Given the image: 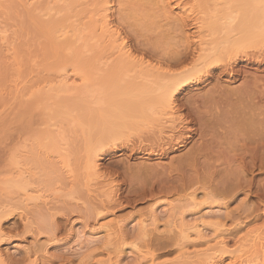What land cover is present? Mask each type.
Wrapping results in <instances>:
<instances>
[{
	"label": "rangeland",
	"instance_id": "obj_1",
	"mask_svg": "<svg viewBox=\"0 0 264 264\" xmlns=\"http://www.w3.org/2000/svg\"><path fill=\"white\" fill-rule=\"evenodd\" d=\"M149 1H108L111 25L120 32L132 54V64L122 66L116 55L104 52V33L99 32V27L91 32L84 25L82 18L89 5L84 4L81 14L76 15L74 10L67 8L65 0H0V216L3 214L0 218V252L5 260L2 264H32V254L35 252L38 256L36 264H229L232 262L231 255L227 259L215 251V240H211L214 227L209 226L211 223L207 224L206 217L204 221L207 226L202 227L205 242L196 240L191 229L187 230L189 233L184 232L186 227L195 224L199 216L209 213L215 217L225 215V225L221 229L231 234L228 237L226 232L224 237L229 242L228 249L239 250V255L236 254L238 260L244 262L253 259L251 252L247 251V240L257 229L264 232V162H259L262 160L254 161L255 168L250 167L253 163L250 165L251 159L245 156L246 159H237L233 163L231 157H228L229 161L224 160L226 152L223 147H220L223 150L218 148L219 154L215 151L218 149H213L215 153L211 150L208 156L206 151L208 158L197 157L195 149L192 150L197 146V135L180 147L175 145L176 150H162L158 146L166 142L167 137L175 136L177 123L170 122L164 114H161L165 116L164 120L160 119L161 116L148 114L145 119L125 117L127 127H120L121 135L114 138V144L112 139H108L96 147L102 150L94 148L92 152L97 153V172L94 174L85 166L87 153L83 139L86 133L82 131L83 134L67 115L64 116L65 113L55 114V110L82 95L81 104L76 105L77 109L72 114L82 117L91 107L96 116L95 124L99 125L97 116L104 107V99L109 91L123 87L128 90L131 82L157 80L159 76L153 78L157 74L156 69L158 73H166L171 68L179 71L181 66H168V53L177 45L190 46L185 51V57L189 58L187 63L193 62L195 58L190 54L191 48H198L199 42L192 35V19L209 16L211 12L217 14L222 6L224 8L225 2H231ZM232 6L242 8V1H232ZM166 16L172 20L177 17L179 26L174 27L173 23V27L168 26L171 20L167 21ZM60 19L64 20V27L61 29L63 34L58 35L67 38L63 40L65 44L68 39L71 44H57L62 37L58 38L59 42L55 41L47 31L50 21ZM46 23L49 25L45 27ZM65 34L67 37L64 38ZM184 36L190 38L186 40ZM209 39H206L207 43ZM263 40L251 43V47L242 51L263 54ZM76 56L78 59L82 57V60L79 59L82 65L75 66L78 69L74 67V62L69 63ZM90 56H95L90 58L95 62L91 67L87 65L91 69L86 73L84 69L87 68L83 65L91 63L86 61ZM138 60L146 65L150 63L149 67L154 68L152 74H148L147 68L140 70ZM239 65L241 74L233 82L221 78L192 86L184 91L182 100L208 96L214 92L211 90L216 85L221 84L223 90H247L248 96L252 94V100L249 98L252 103L250 100L248 102L257 107L255 113L264 111V61L259 65L249 62H240ZM114 74L117 76L111 78ZM252 78L257 79L258 83L251 85ZM248 86L249 91L246 89ZM153 90L150 87V91H134L131 94L147 96ZM236 97L234 95L231 99H241ZM107 109L111 110L112 107ZM157 111L155 115L161 110ZM108 120L102 125H111ZM194 127L197 129V124ZM172 128L176 130H173L174 133ZM96 135L99 137L101 134ZM49 141L55 142L57 148H54L58 153L54 152L56 150L51 148ZM192 153V160H189L188 156ZM217 157L220 159L216 160ZM236 172L241 174H238L239 178ZM236 184H239V188L235 187L233 192L225 195L224 189L233 188ZM192 195L198 200L196 204L201 202V205L192 208ZM207 197L217 200L214 199L213 204L211 199L208 202ZM203 201L208 203L202 205ZM226 214L228 219L225 218ZM142 229L148 234L144 238L140 237ZM180 229L191 236L187 242L184 239L182 242L178 237ZM109 233L110 243L106 241ZM173 236H177V239L172 242L164 240ZM84 239L93 240L94 243L85 245L84 242L80 245ZM236 240L237 244H233ZM78 244L83 248L80 249ZM212 247L215 248L212 250Z\"/></svg>",
	"mask_w": 264,
	"mask_h": 264
},
{
	"label": "bare ground",
	"instance_id": "obj_2",
	"mask_svg": "<svg viewBox=\"0 0 264 264\" xmlns=\"http://www.w3.org/2000/svg\"><path fill=\"white\" fill-rule=\"evenodd\" d=\"M65 1H66L65 3H66L67 8H69L72 11L74 10L76 15H78V13H80V11L83 10L82 6L84 4L89 5L90 8L87 9V11L83 15L84 19L82 17L81 18H82V20H85L84 25L87 26L88 30L90 29L89 31H91L94 28L96 29L98 26L99 30H100L99 32L102 31L104 33V35L102 33V35H103L102 39H105V40H102L103 41L102 48L105 51L104 50L103 51L106 52L107 54L111 53V54L116 55L117 61L122 66H126L127 64H130L131 62H133V60H131L132 54L129 51L128 47L126 46L124 39L121 37L120 32H118L116 28H113V25H111V22L109 20L110 15L108 13H109L110 7H109L108 1H111V0H65ZM118 1H121V0H118ZM122 1H124V0H122ZM126 1H128V0H126ZM140 1H145V0H140ZM146 1H148V0H146ZM153 1H160V3H161V1L164 2L166 0H151V1H149V3L153 2ZM203 1H205V0H203ZM207 1H210V0H207ZM211 1L214 2V0H211ZM215 1H218V0H215ZM222 1H231V2H225L224 8L222 6V9L219 10L217 14H212V12H211V15L206 16V17H204V16L203 17L202 16H199V17L196 16V18L192 17L193 18L192 22L194 25V31L192 32V35L195 36V38L199 42V43H197V44H199L198 45L199 47L197 46L198 48H191L192 50H191L190 54L194 55V58H195L194 60L192 59L193 62L190 61L187 63V59L189 60V58L186 59V57H185V54H186L185 51L190 47L189 45L188 46L177 45L176 47L174 46L175 47L174 50L170 51V53H168L169 60H170V62L168 61L169 62L168 66L169 67L181 66L182 69L179 68V71H174L171 68L172 71L167 70L166 73L165 72L164 73H158L159 70L157 71V69H156V72H157L156 75L157 76L153 75V78L154 77L157 78L158 76L159 77L161 76L162 78L160 79L161 81H159V82H157V80L159 79V77H158L157 80H153V81H145V82L143 81L140 83L131 82L128 90L123 87V88H118L117 91L116 90L115 91H109L107 93L105 99H104V107H103L102 111H99L98 116H97V118L99 119V122H100L99 125L95 124L96 123V118H95L96 116L94 115V113L92 111L93 109H91V107L88 109V111L90 112L89 113L87 111L88 107L86 106L87 113H86V115H84L82 117H76L74 114H72V112L77 109V108L75 109L76 105L79 103L81 104V100H82L81 98L83 97L82 95H80V97L78 95L75 99L74 98L72 99V101L74 100L73 102H71V103L67 102V104L64 105V107L61 106V108H58L57 110H55L56 115L57 114L61 115L62 113L63 114L65 113L64 116L67 115V118L69 117L70 120H72L75 123V125L77 127H79V129H81V132L84 131L86 133V137L83 139V142H85L84 147L86 148L85 150L87 153L86 160H85L86 161L85 166H86L87 170L92 171V173H94V174L97 172L96 171L97 170L96 169L97 168V164H96L97 160L95 161V158H96L95 154H97V153H94L95 151L94 152H92V151L94 150V148L96 150L97 146L101 145L102 142H104L105 140L107 141L108 139L109 140L112 139V143L114 144V142H113L114 138L116 139V137L121 135L120 127H122L126 123V121H124L125 117H129L133 120L140 119V118L145 119L147 117L146 115H148V114H149V116H152L154 114L153 116H155V117L161 116V118H160L161 120H162V118L164 120L165 116L162 117V115L164 114L167 116L166 118H169L170 122L172 120V122L177 123L176 124V130L177 131L174 128H172V131L173 130L176 131L175 136H173L174 135L173 134L171 136L172 138H170V139H168V137H167L166 142H164V143L162 142V145L158 146L162 150L164 148H166V149L173 148L174 150H176L177 147H175V145L180 147V146L184 145L187 142V140H192L193 137L197 135L198 139L195 141L197 143V146L194 144V146H196V147L192 148V150L195 149L196 152L194 151V153L196 154L197 157L203 156L206 159V158H208V157H206V155L208 156V153H210L211 150L223 147L224 151L226 152L223 155L225 157V158L223 157L224 160L226 159L229 161L228 157H231V158H233L232 160L234 163L237 161V159L243 160V158L246 159L245 157H247V158H250L252 161L249 164L251 165V163H253V165L250 167H253L255 165L254 161H256L258 159L262 160L259 162H264V115L262 114V113H264V111L261 110V111H257L258 113L257 112L255 113V110H257V107L255 108L254 105H250V103L248 102V100H250L249 98H251V95H252L251 93H250L251 95L249 94V96H248L247 90H239V91L238 90H236V91L232 90L231 91V90H225V89L223 90V87H221L222 85L218 84V85H216V87H214L215 89L213 88L211 90V92L212 91H214V92L210 93L211 94V95L209 94L210 96L209 95L208 96L205 95L202 97L197 96L196 98L190 97L188 99H185V101H183L182 100L183 98H181V96L183 97L182 94L184 93V91H186L190 87L203 85L207 81L208 82L219 81L221 78H225L226 82L227 81L233 82L241 74V70L239 68V67H241L239 65L240 62H249L251 64L256 63L259 65L264 61V55H263L264 53L262 54V52H260L259 54L258 53L250 54V53H247L245 50L242 51L246 47H251V46H249L251 43L262 42V40L264 39V6L261 5V1L260 0L259 1L258 0H239V1H242V8H233L232 1H238V0H222ZM32 3H33V1H32ZM157 3H159V2H157ZM54 5H52V8ZM119 5L122 6V4H119ZM46 6L48 7V5H46ZM47 7H45V8L47 9ZM214 7H216V6H214ZM40 8H41V6H40ZM45 8H44V10H45ZM49 8H50V6H49ZM49 8H48V10H49ZM61 8H62V6H61ZM37 12H40V11H37ZM19 14H20V12H19ZM207 15H208V13H207ZM166 17H167L166 19L168 21V19L170 17H168V16H166ZM42 19H44V18L42 17ZM169 20H171V25H168V26L173 27V25H172V23H173L174 27H175V25L178 24L177 23L178 22L177 17H176V19L174 18L173 20L172 19H169ZM63 21L64 20H62V19L54 21V22L50 21V25L48 23H46L47 25H45V27L49 25V27L47 28V31L51 36H54L55 39L53 37H50V38H53L55 41H58V42H59L58 38L59 37L61 38L63 36L62 35L63 32H61L62 31L61 29H63V27H64ZM65 23H66V21H65ZM71 23L72 22H70V24ZM179 24L177 26H179ZM39 26H41V25H39ZM74 28H75V26H74ZM174 30H175V28H174ZM174 30L172 29V31H174ZM69 31H71V30H69ZM67 32L68 31H66V33ZM170 32H171V30H170ZM176 32L178 34V31H176ZM179 32L182 34V36L184 35V32L183 33H182V31H179ZM48 33H47V35H48ZM58 33H62V34H60V36H59ZM64 33H65V31H64ZM174 33H175V31H174ZM50 35H48V36H50ZM79 35H81V34H79ZM173 35L175 36V34H173ZM65 37H67L66 34H65L64 38ZM69 38H71V37H69ZM178 38H179V36H178ZM184 38H186V37L184 36ZM188 38H190V37H188ZM188 38H186V40ZM66 39L67 38L63 39V37H62V40L61 39L60 40L62 42L63 40H66ZM100 39L101 38L99 37V40ZM179 39L181 40V38H179ZM182 39H183V37H182ZM206 39L210 40V41H208L209 43H207ZM197 40H196V42H197ZM67 41H69L70 43ZM67 41H66L67 44L64 43L65 41H63L62 43L61 42L57 43V44H63V43L65 45L71 44V41L69 39ZM170 41L171 40H169L168 42H170ZM172 43H173V41H172ZM193 44H196V43L194 42ZM173 45H174V43H173ZM220 45H223V46L220 47ZM257 46H258V44H257ZM65 48H66V46H65ZM65 48H64V50H65ZM170 48H171V46H170ZM238 52H241V53L239 55H237ZM166 54L167 53H165V55ZM83 57L86 58L85 56H83ZM92 57L93 56H90L89 58L86 59V61L87 62L90 61L92 63L93 61H92V59H90ZM81 58L82 57H79L80 60H82ZM79 59L76 56V58H73V59L71 58V60H73V61H69V63L71 62V64H72L74 62L75 63L74 67L77 66L76 64H78L77 67H79L80 64L82 65V63L79 61ZM139 61H142V60H138V62ZM94 62L92 64L90 63L91 65L88 62L87 64H85L83 66L85 68L88 67L87 65H89V67H91L92 65H94ZM186 64H187V66H186ZM134 65H136V64H134ZM83 66H81L80 69ZM149 66H150V63H149V65H146L145 63L139 62L137 67H139L140 70L147 68L145 70L148 71V74H150V73L152 74L154 68H152L153 66H151V67H149ZM197 66H200V67H197ZM94 68H93V70H94ZM76 69H78V68H76ZM83 69L84 68H82V70ZM88 69H91V68H87L86 70L84 69V71H86V73H87ZM151 70H152V72H151ZM89 71H92V70H89ZM90 73H92V72H90ZM90 73H89V75H90ZM145 74H147V73H145ZM148 74L146 75V77H149ZM82 75H83V73H82ZM82 75L80 74V76H82ZM68 76H69V74H68ZM116 76L117 75L114 74L111 78H115ZM73 78H74V76H73ZM113 81H114V79H113ZM255 83H258L257 79L252 78L251 85H255ZM150 87L154 88V90L149 92V94L147 96H143L140 94H131L134 91H137V92L138 91L139 92H145L147 90L150 91ZM224 88H225V86H224ZM246 89H248V91H249V86ZM252 89H254V88H252ZM234 95H236L237 96L236 98H238V99L241 97V99L236 100L234 98L235 99V101H234L233 99H231V97ZM243 96H245V97H243ZM216 97H217V99H216ZM251 100H252V98H251ZM82 103H83V101H82ZM251 103H252V101H251ZM84 105H85V103H84ZM255 105H256V102H255ZM263 105H264V102H263ZM109 106L112 107L111 110L107 109V107H109ZM259 106H262V105H259ZM83 109H85V108L83 107ZM159 109L163 113L160 111L158 113V115H155L158 112L157 110H159ZM245 109H247V111ZM90 110L92 111V113ZM182 111H187V112H182ZM181 113H183V114H181ZM126 114L128 116H126ZM168 116H170V117L174 116V117L170 119V117H168ZM107 119H109L108 121L111 125H109V123H108L109 126L106 127V126L102 125L103 124L102 122L107 121ZM157 119H158V117H157ZM160 119H158V120H160ZM167 121L168 120H165L164 122H167ZM170 122H169V124H170ZM174 123H173V125H175ZM195 124H197V127H196L197 129H195V127H194ZM50 127H52V126H50ZM219 130H222L223 132H220ZM84 132H82V133L84 134ZM97 133H99L101 135L98 137V135H96ZM173 133H174V131H173ZM47 137L48 136H46V138ZM96 137H98V138H96ZM46 138H45V140H46ZM161 140H163V139H161ZM51 141H53V140L51 139ZM51 141H49V145L50 146L52 145L51 148L53 150H56L55 148H57V147L54 144L55 142L53 143ZM159 141L160 140H158V143H160ZM50 142H51V144H50ZM99 148L100 147H98L97 151L102 150V148L101 149H99ZM147 148L150 149V147H147ZM258 148H260L262 150V153ZM62 149H60V150H62ZM220 149H222V148H220ZM148 151H150V150H148ZM206 151H207V154H206ZM215 151L217 152V151H219V149L215 150ZM54 152L58 153L57 150ZM212 152L215 153L214 150ZM220 152H221V150H220ZM194 153L190 154L191 157L188 156L189 160H192V155ZM210 154H209V156H210ZM197 157H195V158L197 159ZM220 157H221V155H220ZM61 158H63V157H61ZM217 158L218 159H216V160L220 159L219 157H217ZM214 159H215V157H214ZM30 160H31V158H30ZM189 160H187V162ZM202 160H204V159H202ZM208 160L210 161V159H208ZM64 161L66 162L67 159ZM248 161H250V160H248ZM254 168H255V166H254ZM229 171H231V170H229ZM224 172L225 171H223V174H224ZM228 174H230V173L228 172ZM232 174L233 173H231V175ZM238 174L239 173L236 172V176L239 178ZM239 175H241V174H239ZM225 176H226V172H225ZM241 179H242V177H241ZM234 180H235V174H234ZM240 181H242V180H240ZM238 186H239V184H236L233 186V188H226V187H225L226 189L223 188L225 190L224 191L225 195H228L230 193V191L233 192L234 190H232V189H235V187H238ZM223 189H221V190H223ZM221 192H223V191H221ZM217 194H220V193H217ZM223 194L224 193H222L221 195H223ZM209 196H211V195H209ZM216 196H218V195H216ZM211 197H213V196H211ZM211 197H210V199H211ZM219 197H221V196H219ZM210 199L208 198V202L210 201ZM214 199H216V198L214 197ZM214 199L213 198L211 199V201H212L211 203H213V204H214ZM190 200H191L190 203L192 205H194V206L191 205L192 208H194L195 206L197 207V205H199V204L201 205V202L196 204V202L198 200L195 197V195H192V198ZM206 201H207V199H206ZM206 201L205 202L203 201L202 205L203 204L206 205L205 203H208ZM215 203H217V202H215ZM223 206H224V209L227 210L226 205L223 204ZM198 208H199V206H198ZM225 210H224V212H225ZM219 211L220 210H218L217 212H219ZM1 212L4 213L3 211H1ZM220 215L221 214L216 215V217H215V215L213 216V214H210V213L201 215V216H199L198 219L195 220V224L193 226H191L190 228H188L189 227L188 226V227H186L187 229L185 228L186 230H184V228H183V230L185 232V231L191 229V232H192L193 236L196 238V240H202L205 242V240H203L204 232L202 231L203 230L202 227H204V226L206 227L207 224L211 223L209 226H211L212 228L214 227L212 229L213 230L212 234H214L213 235L214 237L211 240H215V244L217 246L216 248L212 247V250H213V248H215L216 249L215 251L217 253L219 252L221 255H223L224 258H227L228 256L231 255L230 259H232L231 260L232 262H230L229 264H264V232L261 229H257L256 231L253 232V234H251V236L249 237V240L246 239L248 241L247 251L251 252L250 254L253 255V259L251 258V260L250 259L245 260L244 262L240 261V260H238L239 250L234 249L231 251L230 250L231 248L228 249V243L229 242L227 240V237L226 236H225L226 238L224 237L227 230L223 231L221 229V228H224V225H225L223 223L225 221V219H224L225 215L224 214H223L224 216L221 215L222 217H220ZM226 215L227 216L225 218L228 217V214H226ZM1 217H3V214L0 216V218ZM204 217H206L205 218L206 220L204 219ZM213 217H215V218H213ZM207 219H208V221H207ZM204 220L207 221V224ZM211 220L213 222H211ZM37 221H39V220L37 219ZM152 222H153V220H152ZM170 222H172V221H170ZM155 227H156V225H155ZM181 230L182 229H180L181 233L178 237H180L182 239L181 240L179 238L182 242H184V240L187 242L191 236L187 233L184 234ZM0 232H1V227H0ZM187 232L189 233V231H187ZM232 232H234V231H232ZM226 234L228 237H231L230 236L231 234H228V232ZM234 234H235V232H234ZM110 235H111L110 233H109V235H107V239H106L107 242H109V240H110L109 239ZM140 235H141L140 236L141 238H144L148 234L142 229L140 231ZM207 238H209V237H207ZM167 239L169 240V242H172V241L177 239V236H173L171 238L166 237L164 240L167 241ZM157 240H159V239H157ZM160 240H162V239H160ZM238 240L240 241V239H238ZM84 242H85V245H86V243L90 244V245L94 243L93 240L84 239L83 241H80V245H83L82 243H84ZM237 242L238 241L236 240L235 242H233V244H237ZM243 242H245V241L243 240ZM80 245H79V247H80ZM82 248L83 247L81 246L80 249H82ZM237 248H238V246H237ZM42 249H44V248L42 247ZM42 249L39 248V250H42ZM39 252L41 253V251H39ZM4 253H5V251H4ZM237 253H238V255H236ZM36 254H37L36 252L32 254L34 257V261L32 264H36L35 263L37 261L36 258L38 257V256H36ZM211 256H212V254H211ZM223 256H221V257H223ZM227 259H229V258H227ZM206 260H208V258ZM221 260H223V259H221ZM4 262H5V260L2 257V254L0 252V263L2 264Z\"/></svg>",
	"mask_w": 264,
	"mask_h": 264
},
{
	"label": "snow or ice",
	"instance_id": "obj_3",
	"mask_svg": "<svg viewBox=\"0 0 264 264\" xmlns=\"http://www.w3.org/2000/svg\"><path fill=\"white\" fill-rule=\"evenodd\" d=\"M261 5L264 6V0H261Z\"/></svg>",
	"mask_w": 264,
	"mask_h": 264
}]
</instances>
